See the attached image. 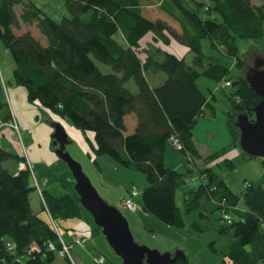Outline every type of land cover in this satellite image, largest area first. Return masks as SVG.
<instances>
[{"label": "trees", "instance_id": "trees-1", "mask_svg": "<svg viewBox=\"0 0 264 264\" xmlns=\"http://www.w3.org/2000/svg\"><path fill=\"white\" fill-rule=\"evenodd\" d=\"M14 6L21 8L18 17ZM64 6L69 16L55 21L26 0H0V48L13 62L10 85L24 88L28 103L66 118L81 132L92 131V154L106 153L124 167L143 173L147 185L141 191L140 205L145 212L167 225L183 227L174 203V190L182 187L184 212L196 213L200 220L210 217L214 209L219 212L218 231L229 238L218 249L211 246L213 252L219 251L230 264H264V159L262 173L255 180L245 179L241 194L233 192L211 167L220 160L233 167L226 156L232 147L239 148L241 157H252L238 146L236 117L246 114L252 120V108L263 98L244 79L247 50L240 52L236 40L252 41L250 48L264 55V0L258 5L251 0H159L158 9L178 24L179 31L164 21L145 18L140 0H64ZM200 9L217 13L220 20L201 19ZM19 23L34 24L46 45L29 31L15 35L12 29ZM147 33L150 41L141 46L139 41ZM171 39L186 46L193 55L190 63L163 48ZM201 40H206L207 53ZM228 58L237 68L235 80L225 79L228 68L223 59ZM94 61L110 71L103 72ZM154 74L163 79L151 85L148 76ZM199 78L214 84L224 79L235 86L227 95L229 108L224 116L230 141L207 154L199 152L192 137V127L205 108L214 112L197 86ZM129 80L134 93L125 86ZM4 86L0 77V111L6 110L4 119L9 120ZM127 115L135 120L129 133L123 120ZM170 135L179 140L176 150L186 156L177 167H167L163 161ZM18 141V155L0 145V264H57L56 254L72 264L58 250L64 241L72 254L78 243L75 236L71 242L63 239L57 221L80 217L83 208L75 194L55 196L38 186L22 152V138ZM50 145L56 146L51 141ZM10 158L18 160L17 168L26 160L29 166L14 173L4 165ZM194 177L199 182L188 184ZM33 190L39 209L48 211L56 229L31 208ZM235 204L240 209L227 208ZM225 211L230 222L222 220ZM190 224L201 230L197 219ZM170 264L191 263L186 257Z\"/></svg>", "mask_w": 264, "mask_h": 264}, {"label": "rangeland", "instance_id": "rangeland-1", "mask_svg": "<svg viewBox=\"0 0 264 264\" xmlns=\"http://www.w3.org/2000/svg\"><path fill=\"white\" fill-rule=\"evenodd\" d=\"M36 5L42 12L52 19L60 20L62 17H68L69 13L65 9L64 0H26ZM263 0H251L254 5H258ZM141 3V14L149 19H160L166 20V23L170 25L172 29L179 31L178 24L172 21L166 16L165 13L158 9L159 0H140ZM201 19H215L220 20L218 14L211 12L206 13L203 10H199L198 13ZM37 34L40 39L43 40V45L46 44V39L39 33ZM150 33L144 34L140 39L141 46L150 41ZM202 50L207 53V43L206 40L200 41ZM238 50L240 52L247 50V55L245 57L246 67L255 65V60L264 57L261 53H258L256 49L250 48L253 45L252 41H246L242 39L236 40ZM166 51L177 55L178 57H184L185 62L190 63L193 55L187 52L186 46L180 44L175 39H171L164 47ZM249 50V51H248ZM142 57L141 53H138ZM10 60L11 57L8 53L7 55ZM97 67L103 72H109L110 69L101 63L94 61ZM12 61H6L5 57H1L0 54V77L1 74L6 76L5 65L12 64ZM223 63L226 64L228 68L227 76L225 79L235 80L236 78V65L234 61L230 58L223 59ZM243 69V72L245 70ZM260 69H264V64H261ZM127 89L132 93L136 91L132 80L125 83ZM197 86L200 88L204 96L207 97V101L213 106L214 112L210 114V109L205 108L201 116L193 125L192 133L193 137L196 139V144L199 146L200 151L203 154H207L213 150L220 149V147L225 146L229 141L230 137L228 135L227 126H225V112L228 110V100L227 95L235 90V86L226 87L224 85V79L219 81V83L214 84L210 80L204 78H199L197 81ZM44 113L48 115L46 118H41L45 124L50 126V121L54 118H58L61 123L65 133L67 134L68 142L65 143V150L72 156L82 168L83 173L88 176L92 186H94L99 194L106 203L115 206L119 209L123 216L127 220L128 227L130 228L132 237L138 244H144L147 247L156 248L159 252L168 251L173 252L176 248L180 249L185 253V256L191 264H230L228 259L223 260L222 255L219 251L213 252L211 246L215 249L221 247L229 236L227 234L219 233V223H217V216L219 212L214 209L213 214L204 219H198L196 213L187 214L184 212V203H182L183 188H176L174 190V203H176L179 212L183 218V227L170 226L160 221L158 217L152 213L145 212L140 205L141 201V191L147 185L145 175L140 171L124 167L121 163L115 162L110 155L104 153L103 155L92 154L90 143L87 141L88 137L92 143L94 142L93 132L90 130L82 131L76 128L73 123L69 120L59 116L58 114L52 113L46 108H42ZM42 111V112H43ZM52 127V126H50ZM23 139L26 135L25 132L20 133ZM24 134V135H23ZM213 134V136H211ZM51 138V137H50ZM10 141L15 146L19 147V141L16 136H11ZM24 141V140H23ZM164 155L167 153L169 155V161L167 164L172 163L173 158L180 155L183 160L186 159L184 153L180 150H176L172 142L168 139L164 148ZM227 156L231 158L233 167H228L225 161H215L212 163V170L218 173L223 180H225L230 189L241 194L243 187V178L249 180H255L258 177L261 165L260 157H241V152L238 147H232L228 150ZM95 157L96 162H92ZM171 161V162H170ZM165 166L166 163L164 162ZM62 165V166H61ZM64 166V167H63ZM168 167V166H167ZM61 168V169H60ZM52 169L56 177L50 178L49 184L52 193L55 196L62 195L65 192L75 194L77 193L73 187V183L70 184L68 180L71 178L69 173V168L63 159L57 156L56 163L52 164ZM67 170V176L61 172ZM60 174V175H59ZM69 176V177H68ZM47 177V176H45ZM49 178V177H48ZM188 184H197L199 182L198 177L191 178ZM135 186L137 190V196L133 198L134 204L136 205L135 210H127L121 205V197L124 196L127 188ZM30 204L31 208L35 210L41 218L47 219V214L43 210L39 209V200L36 199L34 190L30 194ZM79 199V197H78ZM83 208V207H82ZM197 219L201 224V230H196L191 226L190 222L193 219ZM72 229H67V225H72ZM57 226L59 233L64 240L69 238V234H82L86 237L84 242V247L79 246V244L74 245L72 248V261L75 264H103L98 263L95 260L98 253L103 256L104 264H121V259L114 253V251L108 246L106 239L101 233V228H95L93 218L84 208L82 209V214L80 217L66 218L65 220H58ZM212 244V245H209ZM78 246V248H77ZM80 247V248H79ZM55 263L57 264H68L63 258L58 254L55 256Z\"/></svg>", "mask_w": 264, "mask_h": 264}, {"label": "water", "instance_id": "water-1", "mask_svg": "<svg viewBox=\"0 0 264 264\" xmlns=\"http://www.w3.org/2000/svg\"><path fill=\"white\" fill-rule=\"evenodd\" d=\"M261 64H264L262 56L255 60V65L245 68L243 73L250 90L263 99L252 108L254 118L250 120L246 114H238L236 126L239 128L238 146L241 150L252 157L264 159V69L259 68ZM50 124L51 143L56 145L54 152L69 168L80 205L91 215L94 224L101 228L104 239L121 259V264H170L177 258H186L178 248L173 253L159 252L156 248L135 242L125 216L99 196L81 165L65 150L68 138L62 124L55 119Z\"/></svg>", "mask_w": 264, "mask_h": 264}, {"label": "crops", "instance_id": "crops-1", "mask_svg": "<svg viewBox=\"0 0 264 264\" xmlns=\"http://www.w3.org/2000/svg\"><path fill=\"white\" fill-rule=\"evenodd\" d=\"M33 5H35V4H33ZM13 9H14L16 16L18 17V15L21 12V8L19 6H14ZM44 14H46V13H44ZM153 20H155V19H153ZM158 20H160V19H158ZM165 23H166V20H165ZM12 30H13L15 35H20V34H23L25 31H29L31 33V35L34 38H36L37 40H39L40 44L43 45V40L40 39V37L38 36L37 29L34 28V24H32V25L24 24L23 25V24L19 23L18 27L13 28ZM45 45H43V46H45ZM0 54H1V57L6 58V61H9V62L11 61L9 58H7L8 52L3 50L2 48H0ZM12 66H13V63L11 65L10 64L5 65L6 76H3V74H1V76H2L1 81L5 85L4 88H2L3 89L2 95L5 97V101L8 105V110L10 111L11 116H13V118H15L17 125H19V136H21L20 133L22 131L26 133V135L23 134L25 136V138L23 139L22 136H21V138H22L23 146H25V148H26V157H28V159L31 163V166L33 167L34 178H36L38 186L40 188H44V189L48 190L53 195L50 185H47V184H49L50 180H52V179H50V178H52V176L53 177L57 176L56 174H54V172H53L54 170L52 169V164L56 163L57 156H58L55 154L54 149L50 145V141H51L50 132L52 131V127H50L51 124H50V126H48L41 119L43 117L44 118L48 117V115L44 113L45 111H43L41 109V106L28 103V101L26 99V94H25L24 88H22L21 86L10 85V83L12 81V73H11ZM148 77H149V81H150L151 85H155L158 82L162 81V79H163V77L160 74H154L152 76L149 75ZM6 113H7L6 110L0 111V145L6 147L7 149L8 148L12 149V151L18 155L19 151L21 152V146L17 147L14 144H12L10 141L11 136H16V135H15L14 129L11 127V125H9L8 118L4 119L6 117L5 116ZM54 119L58 120V118H54ZM123 120H125V132L126 133L132 132L133 131L132 129L135 125V120H134L133 116L127 115L123 118ZM211 136H213V134H211ZM192 137H193V135H192ZM16 138H17V136H16ZM86 139L90 143L91 150H93L94 143H92V141L88 137H86ZM196 142L197 141L195 139V143ZM196 147H197V149H199V146H197V144H196ZM199 152L202 153V151H200V149H199ZM208 153H210V152H208ZM226 156H227V154H226ZM166 159H167V161L170 160L169 155H167V153L163 156V161L166 163V165L168 167L169 166L170 167H177L183 161L182 157H180V155H177V154L173 158L172 163L167 164ZM17 161L18 160L10 158L6 162H4V165L6 166V168H8L12 172L16 173L19 170V168H17ZM260 167L263 170L262 164L260 165ZM262 170L260 169L258 175H256V176H259L262 173ZM63 173L67 176L68 171L63 170V172H61V174H63ZM45 176H47V177H45ZM69 179H70V180H68L69 183L72 184L73 183V177L71 176V178H69ZM245 179L243 178V180H245ZM126 192H127V190L125 191V193ZM34 193H35L36 199H38L36 191H34ZM72 226H74V224L67 225L66 228L72 229L71 228ZM76 235H78V234L71 233V234H69V238H66V240L68 242H71L72 241L71 236H76ZM80 235H82V234H80ZM82 247H84V246H82ZM77 248H78V246H77ZM72 251H73V249H72Z\"/></svg>", "mask_w": 264, "mask_h": 264}, {"label": "built area", "instance_id": "built-area-1", "mask_svg": "<svg viewBox=\"0 0 264 264\" xmlns=\"http://www.w3.org/2000/svg\"><path fill=\"white\" fill-rule=\"evenodd\" d=\"M224 85L226 87H229L230 84L229 82H224ZM9 122V125H11V127L14 129L15 131V134L16 136H18V140H20V136H19V125H17V122L15 120V118H13V116H11L10 114V118L8 120ZM171 142H172V145L174 148L178 149L180 147V143H179V140L174 136V135H170L169 138H168ZM22 152L23 154L25 155V148L22 147ZM25 166H29V163H28V160H26V162H19V165L18 167L19 168H25ZM246 184V182L244 183V185ZM38 195L40 198L41 197V193L38 189ZM137 195V190L134 186L130 187L128 189V192L126 193V196L124 198L121 199V205L125 208V209H129V210H134L136 205L134 204V200L133 198ZM228 209L232 208V209H240L238 205H228L227 206ZM46 213H47V218L48 220L50 221L51 225L53 228L56 229V226H55V223L53 222V220L50 218V215L48 213V211L46 210ZM222 220L225 222H230L231 218H230V215L228 212H223L222 213ZM75 243H78L79 245H82L83 242H84V237H81V235H76L75 238ZM62 241V240H61ZM49 247L52 248L53 246L51 244H49ZM59 251V254L62 256H66L70 259V262L72 264H75L74 261H72V254H71V251H70V245L65 243L64 241H62V245H61V248L58 250ZM95 260L99 262H102L103 261V258L101 255H99L98 257L95 258Z\"/></svg>", "mask_w": 264, "mask_h": 264}]
</instances>
